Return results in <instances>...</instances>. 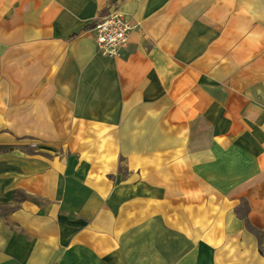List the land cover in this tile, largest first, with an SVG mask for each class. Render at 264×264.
Wrapping results in <instances>:
<instances>
[{
    "label": "crops",
    "instance_id": "0c3cea01",
    "mask_svg": "<svg viewBox=\"0 0 264 264\" xmlns=\"http://www.w3.org/2000/svg\"><path fill=\"white\" fill-rule=\"evenodd\" d=\"M255 231L264 0H0V264H264Z\"/></svg>",
    "mask_w": 264,
    "mask_h": 264
},
{
    "label": "built area",
    "instance_id": "2783aa9c",
    "mask_svg": "<svg viewBox=\"0 0 264 264\" xmlns=\"http://www.w3.org/2000/svg\"><path fill=\"white\" fill-rule=\"evenodd\" d=\"M130 30L126 17L116 10L99 14L91 27L99 54L106 58L120 57L128 45Z\"/></svg>",
    "mask_w": 264,
    "mask_h": 264
},
{
    "label": "rangeland",
    "instance_id": "374dc122",
    "mask_svg": "<svg viewBox=\"0 0 264 264\" xmlns=\"http://www.w3.org/2000/svg\"><path fill=\"white\" fill-rule=\"evenodd\" d=\"M18 143H19V147L18 148L20 150H22V151L32 152L33 155L35 154L37 157H41V156H45V155L47 156L48 155V154H43L42 152H43V150H45V148L49 147V144H46V146H45V144L42 143V142L29 141L27 138H26V141L21 140ZM22 143H24L25 146ZM52 146H53V144H52ZM53 148L60 149L59 143H56L55 147H53ZM121 165H122V162H121ZM125 175L126 174L124 173V171L121 168H119L118 174L111 175V176H113L114 178L116 176H119L120 178H123ZM15 196L16 197H20V198L21 197H25V195H23L20 192L16 193ZM257 236H258L260 244H261V250L264 252V233H259V234H257Z\"/></svg>",
    "mask_w": 264,
    "mask_h": 264
},
{
    "label": "trees",
    "instance_id": "16d2710c",
    "mask_svg": "<svg viewBox=\"0 0 264 264\" xmlns=\"http://www.w3.org/2000/svg\"><path fill=\"white\" fill-rule=\"evenodd\" d=\"M256 232V234H259L260 232L259 231H255ZM261 251V253H264L262 250H260Z\"/></svg>",
    "mask_w": 264,
    "mask_h": 264
}]
</instances>
